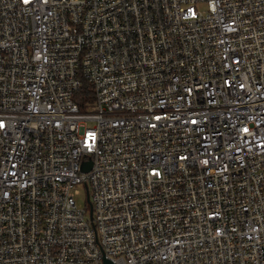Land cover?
Wrapping results in <instances>:
<instances>
[{
  "label": "built area",
  "instance_id": "built-area-1",
  "mask_svg": "<svg viewBox=\"0 0 264 264\" xmlns=\"http://www.w3.org/2000/svg\"><path fill=\"white\" fill-rule=\"evenodd\" d=\"M103 260L264 264V0H0V264Z\"/></svg>",
  "mask_w": 264,
  "mask_h": 264
},
{
  "label": "rangeland",
  "instance_id": "rangeland-1",
  "mask_svg": "<svg viewBox=\"0 0 264 264\" xmlns=\"http://www.w3.org/2000/svg\"><path fill=\"white\" fill-rule=\"evenodd\" d=\"M198 10H203L204 5L200 4L197 6ZM75 202L79 205H85L86 199H85V191L83 187H79L78 194L75 196Z\"/></svg>",
  "mask_w": 264,
  "mask_h": 264
},
{
  "label": "trees",
  "instance_id": "trees-1",
  "mask_svg": "<svg viewBox=\"0 0 264 264\" xmlns=\"http://www.w3.org/2000/svg\"><path fill=\"white\" fill-rule=\"evenodd\" d=\"M85 93H86V90H84V91L82 90L79 93H77V95H76V102L78 104L79 109H83L84 108V104H83L84 97H83V95Z\"/></svg>",
  "mask_w": 264,
  "mask_h": 264
},
{
  "label": "water",
  "instance_id": "water-1",
  "mask_svg": "<svg viewBox=\"0 0 264 264\" xmlns=\"http://www.w3.org/2000/svg\"><path fill=\"white\" fill-rule=\"evenodd\" d=\"M89 165H90L89 162L82 163L81 166H80L81 171H87L88 168H89ZM103 263L104 264H110L107 260H103Z\"/></svg>",
  "mask_w": 264,
  "mask_h": 264
},
{
  "label": "snow or ice",
  "instance_id": "snow-or-ice-1",
  "mask_svg": "<svg viewBox=\"0 0 264 264\" xmlns=\"http://www.w3.org/2000/svg\"><path fill=\"white\" fill-rule=\"evenodd\" d=\"M26 2H27V0H26Z\"/></svg>",
  "mask_w": 264,
  "mask_h": 264
}]
</instances>
